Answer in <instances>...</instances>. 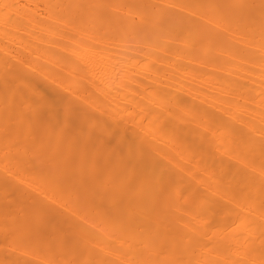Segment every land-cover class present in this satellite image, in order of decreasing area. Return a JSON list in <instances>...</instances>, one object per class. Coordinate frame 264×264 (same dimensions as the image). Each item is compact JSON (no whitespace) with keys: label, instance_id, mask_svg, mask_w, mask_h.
<instances>
[{"label":"bare ground","instance_id":"1","mask_svg":"<svg viewBox=\"0 0 264 264\" xmlns=\"http://www.w3.org/2000/svg\"><path fill=\"white\" fill-rule=\"evenodd\" d=\"M0 264H264V0H0Z\"/></svg>","mask_w":264,"mask_h":264}]
</instances>
